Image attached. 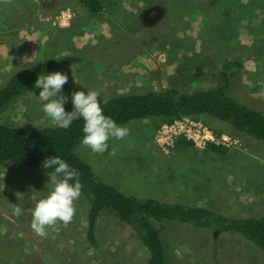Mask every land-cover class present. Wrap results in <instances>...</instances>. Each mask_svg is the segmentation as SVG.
<instances>
[{"label":"rangeland","instance_id":"374dc122","mask_svg":"<svg viewBox=\"0 0 264 264\" xmlns=\"http://www.w3.org/2000/svg\"><path fill=\"white\" fill-rule=\"evenodd\" d=\"M99 1L103 14L80 15L78 22L82 24L62 34L68 44L74 31L81 36L92 35L93 43L80 45H92L97 52L80 58L79 66L91 72L124 70L125 77L116 75L104 93L113 97L169 87L182 92L213 88L216 66L209 70L204 56H217L245 45L247 49L238 57L244 66L232 77L227 95L264 112V61L255 60L264 56V0ZM27 2L39 6L30 21L43 26L67 23L72 12H84L76 0H13L11 14L18 25L28 12L22 4ZM215 6L221 11L214 10ZM61 40L58 35L54 37L48 50L57 55L64 46ZM172 47L171 52L168 49ZM11 66L12 72L5 76L0 89L16 71ZM199 68L205 76L198 80L195 72ZM20 69L24 68L17 71ZM103 76L95 77L94 83ZM76 82L79 85L81 80ZM36 90L33 85L15 99L0 113V122L57 127L42 110L45 102L35 99ZM64 107L73 111V105ZM186 119L196 126L186 120L181 128L184 138L175 139L173 131L161 137L164 127L177 120L166 123L163 118H150L120 125L127 127L130 135L124 140H109V150L102 155L81 143L73 151L102 182L127 196L204 208L227 218H264V142L208 116ZM199 127L217 140L221 153L207 148L204 137L208 133H196ZM113 148L114 156L109 155ZM49 176L26 167L0 166V264H146L147 249L133 230L106 212L97 219L96 246L90 244L86 237L89 202L82 195L75 201L77 211L70 224L50 229L47 238L36 235L30 226L32 211L54 187ZM14 204L22 208V215H13ZM152 223L161 234L165 264H264L253 244L238 234L221 235L164 220Z\"/></svg>","mask_w":264,"mask_h":264},{"label":"trees","instance_id":"16d2710c","mask_svg":"<svg viewBox=\"0 0 264 264\" xmlns=\"http://www.w3.org/2000/svg\"><path fill=\"white\" fill-rule=\"evenodd\" d=\"M76 2L84 9V12L77 15L79 20L83 14L85 17H95L105 12L99 0ZM30 11L32 13L33 10ZM34 11H37L36 5ZM1 13L7 20L8 13L4 9ZM172 49L173 47L168 50L172 52ZM246 49L247 47L243 45L231 51L220 52L217 56H204L208 60L209 70L216 66L217 83L213 88L182 92L175 87H169L162 91L114 95L103 101L101 107L104 114L118 125L150 118H163L164 122L171 123L183 117L208 116L239 133L264 142V112L250 105L241 104L227 95L228 89H231L232 77L244 66L243 60L238 57ZM257 59L262 62L264 56L255 57V60ZM79 61L80 59L74 57H60L16 70L0 89V113L35 85L40 75ZM203 76H205L203 70L196 69L195 78L199 80ZM83 123L82 119L75 120L68 129H64L59 126L37 128L29 124L13 125L1 120L0 166L26 167L50 175L51 170L43 168L42 163L47 158L59 156L70 167L75 168L84 185L82 196L89 202V209L86 212V237L93 246H96L97 219L101 213L106 212L114 220L133 230L140 244L147 249L146 264L166 263L161 234L152 220L190 224L195 228L213 230L221 235L238 234L252 243L264 260V218H227L204 208L162 203L152 198L137 199L102 182L73 151L74 147L81 143L84 135ZM185 144L193 145L191 142ZM207 148L218 153L223 151L221 146L212 143H208Z\"/></svg>","mask_w":264,"mask_h":264},{"label":"clouds","instance_id":"9594fccd","mask_svg":"<svg viewBox=\"0 0 264 264\" xmlns=\"http://www.w3.org/2000/svg\"><path fill=\"white\" fill-rule=\"evenodd\" d=\"M12 2L0 0L5 4ZM67 81V74L61 72L40 75L35 81V87L42 89L39 98L45 101L42 110L55 125L68 129L75 120L82 119V146L101 155L109 150V140H124L130 135L127 127L118 125L104 114L96 90H89L87 94L84 91L72 92L73 111H66L64 105L68 96L58 94L62 93ZM115 154L116 149L113 148L109 155ZM42 167L51 170L48 176L54 187L46 198L39 199L35 204L30 226L36 235L47 238L50 229H55L59 224L66 226L73 221L77 211L75 201L81 197L84 185L78 171L59 156L47 158ZM22 212L19 205H13V215L20 216Z\"/></svg>","mask_w":264,"mask_h":264},{"label":"crops","instance_id":"0c3cea01","mask_svg":"<svg viewBox=\"0 0 264 264\" xmlns=\"http://www.w3.org/2000/svg\"><path fill=\"white\" fill-rule=\"evenodd\" d=\"M1 4L2 5H0V11L4 9L5 12L8 13L9 17H6V20L3 14H0V84H2L6 80L5 76L8 77L12 72V64L14 72L18 68L30 66V64H36L38 62L46 60H51L52 57L55 58L56 56H59L57 58L74 57L80 59L89 57L97 52V50H95L92 45L87 47H83L80 45V42L93 43L92 35H90V37L87 34L81 36L77 34V31H74L75 34L70 35V43L68 44L66 41V36L62 34L70 30L74 26L79 27V24H82V22H78L79 18L74 13L75 11L72 12L71 15H73V17L70 18L67 23H60L58 26H43L42 23L40 24L39 22H35L34 20L30 21V17L33 18L35 13V5L37 6L38 10V4H31L29 2L22 3L28 12L26 13L25 18L20 20L21 22H19L18 25L13 20L14 14L13 16L11 14V10H14L13 7H15L13 5V2L11 4ZM17 7L18 5L16 4V8ZM30 9L34 11H32L31 14H29ZM213 9L216 11L217 9L220 10V8L217 6H215V8ZM207 15H210V13H207L206 16ZM22 24L25 25L21 27ZM57 35L59 37H62L63 40H61L60 42H62L64 46L60 49V51L57 52V55H55L54 50H48V44L49 42L52 43L54 37H56ZM107 52L110 51L108 50ZM80 62L81 59L77 63L66 65L45 74L48 75L53 72H61L62 74H67L68 81L62 89V93L58 94L68 96V101L64 106L70 107V105H73L71 102V93L74 91H84L87 94V91L89 90H96L99 93V99L101 103L111 98V95L104 93V88L109 84V82L113 83V80L115 82L116 78H118L117 76L125 77L123 73L124 70H118L119 72H114L111 70H107L106 72H91L88 68L79 66ZM98 75L105 76H103L102 79L100 78L97 83H94L95 77L97 78ZM78 79L81 80V83L79 85L76 82V80ZM105 81L106 84H103L105 83ZM41 90L42 89L39 88H37L36 90L38 93L35 99L38 101H42L39 98V93ZM118 94L120 95V93ZM42 102L44 103L45 101ZM158 201L162 202L160 200Z\"/></svg>","mask_w":264,"mask_h":264},{"label":"built area","instance_id":"2783aa9c","mask_svg":"<svg viewBox=\"0 0 264 264\" xmlns=\"http://www.w3.org/2000/svg\"><path fill=\"white\" fill-rule=\"evenodd\" d=\"M186 120H187V122L190 123L191 125L196 126V125L193 124L191 121H189L188 119H186V117H183V118L177 119V121H175L174 123L165 126V127H164V131H163L161 137H165V136H167V134H168L169 131H173V132H174V135H175V137H174L175 139H176V138H184V137L181 136V135H184V136H185V134H182L183 132H181V128H182V124H183V123H187ZM193 126H191L190 129H192ZM197 129H199V130L196 131V133H198V134H199V132H201V131H204V132L208 133V136H206L207 138L203 136L204 139H206V141H207V142H204V143H206V145H207L208 143H212V144H215V145H217V146H220V145H218V143L216 142L217 140H216L215 138L213 139V138L211 137V133H210L207 129L200 128V127L197 128ZM196 135H197V134H196ZM172 138H173L172 135H170L169 139H172ZM188 141H191V140H188Z\"/></svg>","mask_w":264,"mask_h":264}]
</instances>
